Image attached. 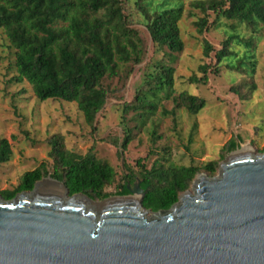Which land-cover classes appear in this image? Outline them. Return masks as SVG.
<instances>
[{
    "label": "rangeland",
    "instance_id": "374dc122",
    "mask_svg": "<svg viewBox=\"0 0 264 264\" xmlns=\"http://www.w3.org/2000/svg\"><path fill=\"white\" fill-rule=\"evenodd\" d=\"M120 1L128 26L137 34L140 61L119 63L117 74L102 79L106 101L92 125L85 121L76 102L39 100L26 80H14L15 49L0 27V139L6 138L11 148L9 160L0 163V190L15 188L25 171L42 162L49 174L41 179L57 180L50 175L53 158L48 143L55 134L66 149L80 155L91 149L96 159L113 167L114 181L104 188L110 196L119 195L115 190L126 175L133 179L129 187L139 182L142 165L194 166L200 168L196 176H216L219 162L227 155L240 150L264 152V23L253 27L217 19L213 11L203 13L195 5L206 0H170L180 2L183 8L178 24L184 48L173 53L152 41L136 0ZM203 16L207 25L199 33L195 22ZM230 34L239 37L231 41L234 54L217 64L215 52ZM204 41L212 46L207 56ZM246 53L255 62L252 73ZM156 63L173 68L170 88H154ZM201 65H206L205 71ZM204 73V83L190 80ZM181 92L203 98L204 106L195 114L188 112L178 99ZM141 93L156 103L154 111L140 107L136 96ZM231 140L235 146L227 149ZM214 160L217 167L210 175L203 165ZM192 182L188 191H192Z\"/></svg>",
    "mask_w": 264,
    "mask_h": 264
},
{
    "label": "trees",
    "instance_id": "16d2710c",
    "mask_svg": "<svg viewBox=\"0 0 264 264\" xmlns=\"http://www.w3.org/2000/svg\"><path fill=\"white\" fill-rule=\"evenodd\" d=\"M145 16V25L152 41L169 52H181L184 48L179 32V20L183 14L180 2L170 0H136ZM203 13L211 10L216 18L245 22L253 27L264 23V0H206L195 3ZM201 33L207 25L203 16L195 22ZM0 27L4 30L10 46L15 49L14 80H26L39 100H62L76 102L87 123L93 124L96 113L106 101V90L102 79L117 74L119 63L140 61V48L135 30L128 26L122 12L120 0H0ZM230 34L222 47L215 52L217 64L234 53L230 49ZM251 43H247V47ZM204 54L212 46L204 41ZM251 54L245 59L249 71H254L255 62ZM240 63V62H239ZM154 88L157 90L172 86L173 68L156 63ZM236 67V64L232 65ZM205 71L206 65L199 66ZM218 71V65L214 67ZM206 75L190 78L192 82L204 83ZM152 80V79H149ZM180 104L195 114L205 104L203 98L181 92ZM140 107L154 111L156 103L143 94L136 96ZM128 135L121 146L127 144ZM49 155L53 158L50 175L62 182L69 194L84 193L90 198L104 199L111 195L104 191L114 181L115 171L111 165L96 159L92 150L80 155L66 149L58 134L52 135ZM235 146L231 140L227 149ZM10 143L0 139V163L9 160ZM217 161H209L203 169L212 175ZM200 170L199 167L173 165L141 166L139 187L142 189L141 203L152 211L168 209L177 202L181 193L187 190ZM49 171L42 162L36 168L25 171L18 185L9 190H0L4 199H11L23 190H31ZM126 175L115 192L127 194ZM116 194V193H115ZM118 195V194H117Z\"/></svg>",
    "mask_w": 264,
    "mask_h": 264
},
{
    "label": "water",
    "instance_id": "95a60500",
    "mask_svg": "<svg viewBox=\"0 0 264 264\" xmlns=\"http://www.w3.org/2000/svg\"><path fill=\"white\" fill-rule=\"evenodd\" d=\"M219 165L158 211L139 182L99 202L50 178L0 195V264H264V152Z\"/></svg>",
    "mask_w": 264,
    "mask_h": 264
},
{
    "label": "bare ground",
    "instance_id": "6f19581e",
    "mask_svg": "<svg viewBox=\"0 0 264 264\" xmlns=\"http://www.w3.org/2000/svg\"><path fill=\"white\" fill-rule=\"evenodd\" d=\"M133 198H135V199H136L137 197H136V196H133Z\"/></svg>",
    "mask_w": 264,
    "mask_h": 264
}]
</instances>
